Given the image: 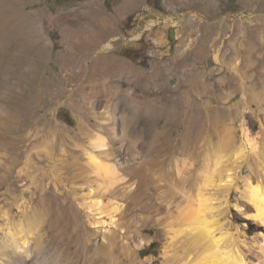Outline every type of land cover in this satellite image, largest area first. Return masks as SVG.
Wrapping results in <instances>:
<instances>
[{
  "label": "rangeland",
  "instance_id": "374dc122",
  "mask_svg": "<svg viewBox=\"0 0 264 264\" xmlns=\"http://www.w3.org/2000/svg\"><path fill=\"white\" fill-rule=\"evenodd\" d=\"M109 2L28 0L31 34L0 2V245L26 240L23 264H182L170 219L213 196L258 263L264 226L235 204L264 186V0ZM215 168L230 184L210 185Z\"/></svg>",
  "mask_w": 264,
  "mask_h": 264
},
{
  "label": "bare ground",
  "instance_id": "6f19581e",
  "mask_svg": "<svg viewBox=\"0 0 264 264\" xmlns=\"http://www.w3.org/2000/svg\"><path fill=\"white\" fill-rule=\"evenodd\" d=\"M1 1L5 4L4 10L6 15L10 20L13 19L12 23H15L17 29L20 30V32L26 34L29 32V34H31L34 17L32 14L25 11L28 0H20L19 3L18 0H16L18 4L15 0ZM15 6H17L16 9H14ZM34 42H36V39H34ZM244 136L247 142H252L247 129L244 131ZM92 144L94 149H100L99 152L101 153L108 154L110 152L109 144L105 138L96 137ZM251 149L259 156L257 146L252 144ZM88 157L92 172L101 174L103 170H105L107 175L111 174L112 171L109 172V170H111L114 164L104 163L100 155L95 153L94 150L88 151ZM262 163V171L264 173L263 159ZM221 169L215 168L211 174L206 176L211 186L230 184L232 176L231 170L227 169L223 171ZM107 178L110 179L111 177ZM91 193L90 197H92ZM246 195V197H248L246 199H248L252 205L235 204L236 207L247 218L264 226V186L260 183L250 186ZM196 200V203L193 204L194 198L192 196L185 198L181 206L178 207V214L170 219L171 223L179 225L173 235V237L178 238L183 245V255L179 261H181L182 264H250L244 252L242 253L240 246L232 239V234H229L231 232H224L222 230L224 223H220L216 218L214 197L203 196L202 198L198 197ZM102 203V198H92L91 207L93 206L92 214L94 217L96 215H102L104 211ZM102 216H97L95 223L103 226L107 221L103 218L104 216ZM112 217L111 215V218ZM8 234L10 235H8L9 238L0 245V249L1 251H12L14 255L12 258L2 256V258H0V264H23L26 257L25 255L29 253L28 242L26 240L21 241L14 233ZM258 247L261 255L258 257V263L256 264H264V238ZM191 252H194V256L188 259ZM172 259L173 260L169 264H173L176 256Z\"/></svg>",
  "mask_w": 264,
  "mask_h": 264
},
{
  "label": "trees",
  "instance_id": "16d2710c",
  "mask_svg": "<svg viewBox=\"0 0 264 264\" xmlns=\"http://www.w3.org/2000/svg\"><path fill=\"white\" fill-rule=\"evenodd\" d=\"M71 1H76V0H59L60 3H67V2H71ZM119 1V0H118ZM106 4L109 8L112 7V3L109 2V0H106ZM66 117V116H64ZM68 120L72 121L71 116L69 115V118H67Z\"/></svg>",
  "mask_w": 264,
  "mask_h": 264
},
{
  "label": "water",
  "instance_id": "95a60500",
  "mask_svg": "<svg viewBox=\"0 0 264 264\" xmlns=\"http://www.w3.org/2000/svg\"><path fill=\"white\" fill-rule=\"evenodd\" d=\"M170 38L175 41L176 40V34H175V30L174 29H171L170 31Z\"/></svg>",
  "mask_w": 264,
  "mask_h": 264
}]
</instances>
